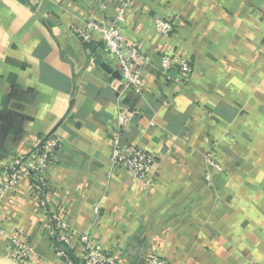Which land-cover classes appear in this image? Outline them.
I'll list each match as a JSON object with an SVG mask.
<instances>
[{"label": "crops", "instance_id": "1", "mask_svg": "<svg viewBox=\"0 0 264 264\" xmlns=\"http://www.w3.org/2000/svg\"><path fill=\"white\" fill-rule=\"evenodd\" d=\"M118 15L114 0H0V185L38 140L61 139L47 195L25 174L6 194L0 264H17L14 237L33 247L29 264H65L47 227L55 213L122 264H264V0H131L118 27L151 58L140 93L100 34L85 44L71 31ZM163 55L191 63L188 82L164 73ZM125 109L124 141L160 155L150 188L111 164Z\"/></svg>", "mask_w": 264, "mask_h": 264}, {"label": "built area", "instance_id": "2", "mask_svg": "<svg viewBox=\"0 0 264 264\" xmlns=\"http://www.w3.org/2000/svg\"><path fill=\"white\" fill-rule=\"evenodd\" d=\"M114 1L119 10L115 22L107 24L90 19L84 27L73 26L71 31L85 44L92 41L93 33L100 34L105 51L117 60L126 86L140 93L144 84V70L151 63V58L144 55L138 47L130 44L118 27V22L124 20L131 0ZM155 29L157 33L168 36L174 28L171 22L156 20ZM161 65L165 74L176 70L177 75L173 80L181 84L188 82L192 74V65L185 58L176 59L174 56L163 55ZM133 118L134 113L130 109L122 110L117 114L115 133L110 143V160L114 169L129 173L145 188H150L160 155L124 141V134L130 128ZM60 147L61 139L55 134L38 140L28 157H18L6 165L2 171L4 182L0 185V207L3 205L6 194L19 189L22 174L29 177L32 189L43 199L49 188L48 169L53 164L55 153ZM207 158L209 164L220 172L221 166L214 161L213 157L209 155ZM212 180V175L208 173L207 183L211 185ZM47 227L53 244L65 264H122L90 236L84 235L78 241L75 240L73 231L57 213L51 215ZM12 243L8 257L17 264H29L34 254L33 247L19 241L17 237L12 239ZM77 250H79L78 253ZM148 264H169V262L154 256L148 260Z\"/></svg>", "mask_w": 264, "mask_h": 264}]
</instances>
